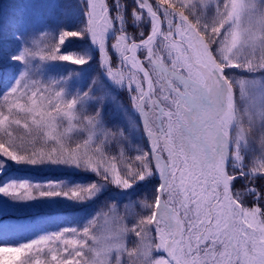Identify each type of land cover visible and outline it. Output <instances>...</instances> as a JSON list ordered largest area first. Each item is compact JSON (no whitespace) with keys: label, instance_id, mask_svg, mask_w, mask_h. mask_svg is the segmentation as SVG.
<instances>
[{"label":"rangeland","instance_id":"374dc122","mask_svg":"<svg viewBox=\"0 0 264 264\" xmlns=\"http://www.w3.org/2000/svg\"><path fill=\"white\" fill-rule=\"evenodd\" d=\"M129 1L107 0L110 16L113 17V25L119 22L120 30L125 32L137 29L136 25L140 28L151 29V19L148 15L143 12L141 19H137L133 14V9L136 8L130 7ZM149 1L153 4V0ZM154 1L161 5L166 2L170 4V9L171 5H179L181 2L186 5L194 4L193 17L189 16V19H199L203 23L210 22L216 13L217 6L222 12L223 5L231 2V0ZM96 2L101 3L104 0H96ZM242 2L248 3V0H242ZM171 10L174 13L184 11L188 15L187 8L182 9L177 6ZM87 12L88 0H0V16L19 21L11 32L0 36V55L6 53L12 57H20L19 60L15 59L16 62L12 68L7 66L9 69L7 86H5V81L0 79V111L6 114L4 118L7 119L9 106L15 108L17 104H22L25 108H31L35 105L33 97L36 100H42L44 110L48 111L49 115L55 116L56 145L51 142L45 144L43 139H37V137L42 138L44 132L51 131V129L38 130L35 125L31 124L30 119L26 121L29 128H24V114L14 110L11 115L14 119L20 118L21 124L5 125L12 132L11 139L15 141L13 147L20 151L33 149L50 151L53 147L61 146L67 151L69 148L75 150L81 147V154L87 151L94 161L103 160L106 164L115 163L117 170L122 174L126 163H135V156L142 153L150 155L145 138L152 146V137L147 133V137H144L141 129V116L132 103L131 97L136 93L129 89L128 77L134 75L125 71V66L122 65L120 56L123 55L124 47L118 43L117 46L121 47L113 48L117 40L112 35L108 36L112 30L109 24L108 27L111 29L106 34L105 54H102L99 46L92 41L90 34L86 31ZM159 16L163 21L161 33L168 32L169 20H172L173 24L185 33L184 39L187 40L190 33L186 32V27L181 26L175 16L168 18L160 14ZM262 28L264 25L261 24L259 12L248 11L241 15L238 31L243 34L242 39L247 37L255 42L257 50L256 55L252 57L254 61L260 56L259 40L261 36H264ZM71 30L81 32L82 35L66 37L63 45H60L57 52H54V47L59 45L60 34ZM173 31L175 32V29ZM221 32H224V29H221ZM161 41L162 36H159L155 46V61L162 67L172 69V61L168 58L167 52L162 50ZM170 43H175L177 49L187 47L186 43L181 45V35L178 34L170 38ZM53 54L69 55L73 60L52 59ZM176 55L177 50H173L172 59H175ZM181 56L186 57L188 53L182 52ZM81 57L87 61L85 64L74 60ZM105 62L112 67L114 73L123 74V83L114 81L108 75ZM225 73L235 81L233 95L236 119L248 130L246 138L239 142L240 160H236L232 153L237 150V145H231L235 143V124L231 129L233 142L230 140L229 155L225 161L229 173L248 169L243 166H250L253 162L258 163L260 159H264V122H261L259 117V113L264 111V88L250 83L255 78L264 85V72L250 73L239 68H229L225 69ZM169 78L170 75L167 80ZM152 79L157 94H159L160 85L165 84L167 80L156 69L152 73ZM110 85L112 88H109ZM11 87L13 89L5 101L4 94ZM134 87L133 84L132 88ZM242 88L243 94L241 93ZM66 105L71 106L68 109L71 117L64 114L63 109ZM252 113L256 115L249 127V116ZM222 133L226 147L227 122L222 127ZM8 139L3 129H0V142L6 143ZM34 140L36 144H32ZM84 144H87V149L83 147ZM0 151L8 153L9 149L4 144H0ZM160 153L168 156L167 151L162 150ZM154 164L155 160H153ZM177 166H181L179 161H177ZM103 171L104 169L101 168V173ZM237 173L240 172L235 174ZM159 177V174L153 171L145 179L137 180L132 187L123 189L83 165L77 166L66 162H41L33 165L16 163L0 157V187L13 183H25L31 186L37 196L41 191L60 193L53 197H37L27 201L15 200L0 194V212L3 213L0 215V221L6 220L9 227L7 230L0 227V244L31 243L42 236H51L56 233L62 234L64 239H81L83 229L89 227V237L84 238L88 241L85 245L86 254L83 256L81 253H76L73 256L69 252V259L65 261V264H71L74 259H79L81 264L85 260L89 261V264H97V262L108 264L109 254L112 252L113 255L116 254L112 259V264H118L119 256L123 264H141L147 243L153 239L158 242L155 222L140 225L142 230H147V238L137 237L132 229L140 221H147L153 217L156 211L158 214L159 211H163L162 207L157 208L155 205V203L161 205L156 195V188L160 183ZM236 179L241 183H248L253 178L249 179L246 174L245 176L237 175ZM92 184H95L96 188L89 196L87 189ZM226 184L227 178L221 170L220 176L214 182L215 191L221 199H223ZM74 191L80 192L81 196L74 197L72 195ZM201 194L204 195V193ZM248 194L250 197L246 200L251 206L257 200L252 201L255 194L252 192ZM161 196L164 201L169 199L167 191ZM209 203L216 202L204 195L201 208L207 211L210 207ZM212 214H216L215 210ZM200 219L206 220L204 215H201ZM161 227H164L163 224ZM71 229L77 231L74 233ZM212 231H216L215 227ZM196 234L207 235L208 233L200 227ZM220 238L223 239L222 236ZM56 239L59 240L60 236L57 235ZM207 243L210 244L211 241ZM49 246L63 247L59 242ZM73 247H75L74 244L68 245L69 249ZM88 247H91L96 254L88 252ZM216 251L219 253L224 249L217 245ZM129 252L134 254L129 256ZM153 255L164 254L153 253ZM64 256L66 253L61 252L60 258ZM21 259L27 264H34L35 259L46 260L48 264H52L47 248L39 254L35 249L28 250ZM221 264H227V261L222 260Z\"/></svg>","mask_w":264,"mask_h":264},{"label":"snow or ice","instance_id":"6c2138e0","mask_svg":"<svg viewBox=\"0 0 264 264\" xmlns=\"http://www.w3.org/2000/svg\"><path fill=\"white\" fill-rule=\"evenodd\" d=\"M137 5L139 9L147 10V15L151 19V34L147 36V39H141L139 44L135 42L130 44L132 46L125 44L124 52L132 53V55H123V60L124 62L130 61L131 67L136 72L143 73L142 81L131 75L128 80L129 89L136 93L131 97L132 103L143 117L144 130L148 136L152 137L151 154L142 153L135 156V163H126L121 174L115 163L106 164L103 160L94 161L87 151L81 154V147L75 150L69 148L67 151L63 146L53 147L50 151L43 149L20 151L12 146L15 144V141L11 139L12 132L5 127V125L21 124L20 118L14 119L11 115L14 110L24 114V128H29L26 121L30 119L31 124L35 125L38 130L51 129V131L44 132L42 138L37 137V139H43L45 144L51 142L56 145L57 143L54 131L55 116L49 115L48 111L44 110L42 100H36L33 97L35 105L31 108H25L22 104H17L15 108L9 106L7 119L4 118L6 114L0 111V129H3L5 135L9 137L6 143L0 142L9 149L8 153L0 151V157L16 163L33 165L41 162L83 165L123 189L132 187L137 180L145 179L153 171L157 172L161 180L156 188L157 199L166 191L169 199L163 205L155 203L156 207H162L163 211L159 214L156 211L153 217L147 221H140L132 229L137 237L147 238V230H142L140 225L155 222L158 242L153 239L147 243L141 264H221L222 260H226L227 264H264V207H262L264 189L257 188L254 181L249 184L248 190L255 193L254 198L257 200L251 206L243 202L239 192L233 191V181L236 180L237 175L247 174L249 179L254 175H264V159H260L258 163L253 162L248 169L237 174H229L225 163L229 155L230 140L233 142L231 132L233 125L236 126L237 150L232 155L236 160H240L239 142L246 138L248 132L236 119L233 95L235 81L231 76L226 75L225 69L239 68L250 73L264 72V36H261L259 40V59L254 61L252 57L256 55L257 50L255 42L247 37L242 39L243 34L238 31L241 15L248 11L259 12L261 24L264 25V0H248V3L242 0L240 2L231 0L230 4L223 5L222 12L217 6L214 17L208 23H203L199 19H189V16L193 17L194 4L186 5L181 2L179 5H171V9L177 6L188 9V15L184 11L179 12L181 26H186L187 32L190 33L186 41L185 33L181 32L180 27L173 24L172 20H169L167 33H161L157 26L156 20L161 8L165 18L175 16L169 8L170 4L158 3L155 10L148 0L147 3L145 0H137ZM133 14L137 19H141L142 13H137L136 9H133ZM86 15V31L90 34L92 41L99 46V51L105 54L106 34L113 26V17L110 16L107 0L101 3L88 0ZM18 23V20L5 19L0 16V36L7 35ZM109 24L111 28L108 27ZM221 29H224V32H221ZM122 33L123 42L131 40L128 35ZM177 34L181 35V45L186 43L187 47L177 49L175 43H170V38ZM81 35L82 33L77 31H63L59 36V45L54 47V52H57L59 46L63 45L66 37ZM140 35L143 37V33ZM159 36H162V50L167 52L168 58L172 61V72L167 82L160 85L159 94H157L150 73L144 70L142 64L137 61L135 52L139 48H146L147 60L150 64L153 63L155 55L153 47L155 38ZM113 48L119 49L120 47L114 44ZM173 50H177L175 59H172ZM182 52L188 53V56L182 57ZM51 58L73 60L69 55L53 54ZM13 59L19 60L20 57ZM74 60H79L81 64L87 62L83 57ZM233 61L236 62L233 63ZM105 67L114 81L124 82L122 73H114L112 67L106 62ZM8 71L6 63L0 64V79L5 81V86H7ZM145 82L147 89L144 87ZM157 83L160 82L157 81ZM250 83L264 88L260 80L255 78ZM133 84L134 88H132ZM13 87L4 94L5 101ZM241 93L243 94V88ZM70 107L66 105L63 109L64 114L69 117H71L68 111ZM255 115L252 113L249 116V127ZM259 117L261 122H264V111L259 113ZM225 122L228 125L226 147L222 133ZM32 144H36V141L34 140ZM83 147L87 149V144ZM162 150L168 153V158L163 162L158 154ZM153 159L155 160L154 165ZM177 161L180 167L177 166ZM101 168L104 169L103 173H101ZM221 170L227 178L223 199L216 193L214 187V182L220 176ZM186 179L187 182H185ZM95 188L96 185L92 184L87 189L89 196ZM201 193L216 202L209 203L210 207L207 211L201 208V202L204 199ZM0 194L23 201L60 195V193L41 191L37 196L31 186L25 183H13L0 187ZM72 195L79 197L81 193L74 191ZM213 210H215V215L212 214ZM0 215L3 213L0 212ZM201 215H204L206 220L200 219ZM161 224L164 227H161ZM0 227L7 230L8 222L0 221ZM200 227L204 228L208 234L197 235ZM214 227L215 232L212 231ZM71 231L75 233L77 230L71 229ZM89 232V227L84 228L81 239H64L62 234L56 233L51 236H42L22 247H0V262L2 264H27L21 259L26 251L35 249L39 254L47 248L52 264H65V261L69 259V252L73 256L76 253H81L83 256L86 254L85 245L88 241L84 238L89 237ZM57 235L60 236L59 240L56 239ZM221 236L223 239L220 238ZM209 240L210 244L207 243ZM56 242L63 247L49 246L56 245ZM69 244H74L75 247L69 249ZM217 245L221 246L224 251L217 253ZM61 252L66 253V256L60 258ZM88 252L96 254L91 247H88ZM112 253L109 254L108 264H112V259L116 255ZM153 253L166 255L154 256ZM133 254L129 252V256ZM34 264H48V261L35 259ZM71 264H81V261L74 259ZM83 264H89V261L85 260ZM118 264H123L121 256H119Z\"/></svg>","mask_w":264,"mask_h":264},{"label":"trees","instance_id":"16d2710c","mask_svg":"<svg viewBox=\"0 0 264 264\" xmlns=\"http://www.w3.org/2000/svg\"><path fill=\"white\" fill-rule=\"evenodd\" d=\"M156 1H154L153 0V7L155 8L156 7V3H155ZM158 2V1H157ZM165 4H168V3H166L165 2ZM129 6L130 7H132V8H136L135 7V5H134V3H133V0H130L129 1ZM172 11V10H171ZM136 12L137 13H139V11L136 9ZM158 14H160L161 16H162V14H161V12L160 13H158ZM175 17L180 21V18H179V13H175ZM136 27H137V29H133V30H131V31H128V32H125V31H121L120 30V28H121V24L119 23V22H117L116 24H114L113 26H112V30L110 31V33L108 34V36L110 35V37H111V35L113 36V37H115V39L118 41H115L116 42V44H118L119 43V45H120V43H121V45H122V47H125V44H130L131 42H134V41H137V40H140V39H142V38H144L145 36H146V34L148 33V30H149V28L148 27H145V28H143V27H138V25H136ZM186 27V26H185ZM139 29H141L142 31H140ZM174 30V29H173ZM71 31H73V30H71ZM122 32H125L124 34L125 35H128L130 38H131V40H129V41H125V42H123L122 41V36H123V33ZM187 32V31H186ZM141 33H143V37L140 35ZM121 47V46H120ZM123 55H126V53L125 52H123ZM123 55L122 56H120V59H121V61H122V65H124L125 67H124V70L125 71H128L129 73H132L133 75H134V77H136V78H138L139 80H141V75L138 73V72H136V71H134V70H132L131 69V67L130 66H128L125 62H124V60H123ZM14 57H12L11 55H9V54H6V53H3V54H1L0 55V63L1 64H5L6 63V65L7 66H9L10 68H12L13 66H14V64H15V62H16V60L15 59H13ZM147 67L148 68H150V65H149V63L147 62ZM1 80H3V79H1ZM109 88H112V85H110L109 86ZM235 143L233 142V144L232 145H234ZM244 168H246V167H249V165H245V166H243ZM236 172H241L240 170H235V172L234 171H231V172H229V174H235ZM251 178H253L250 182H248V183H241L239 180H237L234 184H233V191H235V192H239L240 194H241V196H242V200H243V202H245L247 205H248V201L246 200V198L247 197H250L249 196V192H251V191H249L248 190V188H249V184L250 183H252L253 181H254V183H255V186L257 187V188H261V189H264V175H254V176H252ZM245 192V193H244ZM253 193V192H252ZM253 194H255V193H253ZM253 200H255V198L254 199H252V201ZM249 206V205H248ZM24 244H26V243H21V244H0V247H22ZM0 264H2V262H0Z\"/></svg>","mask_w":264,"mask_h":264},{"label":"water","instance_id":"95a60500","mask_svg":"<svg viewBox=\"0 0 264 264\" xmlns=\"http://www.w3.org/2000/svg\"><path fill=\"white\" fill-rule=\"evenodd\" d=\"M135 1V4H136V6L138 7V5H137V0H134ZM145 3H147V0H145ZM144 11L145 12H147V10L146 9H144ZM154 19H156L155 17H154ZM156 22H157V26H158V28H159V30H160V32H161V26H162V24H161V19L159 18V16L157 17V20H156ZM151 34V33H150ZM149 34V35H150ZM145 39H147V38H145ZM156 39V38H155ZM141 41H138V42H136L137 44H139ZM132 46V45H131ZM127 55H129V56H131L132 55V53H128ZM135 56H136V58H137V61L140 63V64H142V66H143V68H144V70H146V68L144 67V65H143V63H142V59H140L136 54H135ZM153 65L156 67V68H159L155 63H153ZM160 70L161 71H163V73H165L166 74V70L164 69V68H160ZM147 71V70H146ZM142 75H143V73L142 72H140ZM151 78V77H150ZM144 87H145V89H147V83L145 82L144 83ZM143 118V117H142ZM142 129L144 130V127H143V125H142ZM145 131V130H144ZM148 149H149V152L151 153V147H150V145H148ZM163 158H162V162H163ZM160 183H161V180H160ZM159 201H160V203L163 205V203H164V201L161 199V197H159ZM166 255V254H165Z\"/></svg>","mask_w":264,"mask_h":264},{"label":"bare ground","instance_id":"6f19581e","mask_svg":"<svg viewBox=\"0 0 264 264\" xmlns=\"http://www.w3.org/2000/svg\"><path fill=\"white\" fill-rule=\"evenodd\" d=\"M134 47V46H133ZM161 211H159V213H160Z\"/></svg>","mask_w":264,"mask_h":264}]
</instances>
